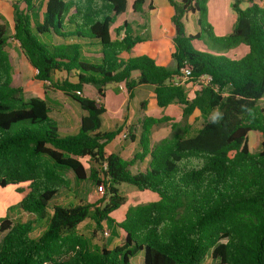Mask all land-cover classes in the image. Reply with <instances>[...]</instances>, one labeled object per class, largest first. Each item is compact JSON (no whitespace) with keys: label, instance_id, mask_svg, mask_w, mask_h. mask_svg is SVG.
I'll return each mask as SVG.
<instances>
[{"label":"trees","instance_id":"trees-1","mask_svg":"<svg viewBox=\"0 0 264 264\" xmlns=\"http://www.w3.org/2000/svg\"><path fill=\"white\" fill-rule=\"evenodd\" d=\"M6 1L14 33L0 14V187H16L20 203L10 213L18 208L30 219L0 218V264H134L140 253L143 264H204L208 258L264 264V0H234L236 22L224 36L203 23L209 0H169L172 67L134 56L146 33L128 21L118 26L130 11L142 16L153 10L147 0ZM190 17L197 24L193 33L186 27ZM10 39L37 70L36 80L78 104V128L52 117L48 98H26L24 86L14 82ZM194 41L213 51L196 50ZM240 46L248 49L241 58L225 54ZM185 67L198 87L193 96L174 82ZM57 73L64 79L55 80ZM203 76L211 82L197 83ZM110 84L124 86L128 104L137 89L149 86L159 108L179 105L182 118L145 116L125 135L139 152L131 160L108 154L124 130L102 128L101 100ZM86 86L97 99L84 96ZM195 113L199 127L189 122ZM166 123L171 133L153 145L154 127ZM252 132L262 136L255 153ZM85 181L103 185V199L77 196L64 205L62 195ZM123 184L158 200L129 207L116 221L113 213L127 201ZM86 221L94 224L89 236L79 231ZM105 230L107 239L98 238ZM115 239L122 242L110 247Z\"/></svg>","mask_w":264,"mask_h":264},{"label":"rangeland","instance_id":"rangeland-1","mask_svg":"<svg viewBox=\"0 0 264 264\" xmlns=\"http://www.w3.org/2000/svg\"><path fill=\"white\" fill-rule=\"evenodd\" d=\"M153 0H147V5L151 3ZM234 0H209L206 8H207V20H203V23L210 24L213 28L214 33L217 36H224L231 32L233 29V26L236 22V14L234 13L232 9V4ZM154 5V4H153ZM131 8V4H130ZM154 8V7H153ZM159 12H164V8L159 5L158 7ZM151 12V11H149ZM148 12V13H149ZM148 18L145 15L140 16L139 14H135L133 12H128L126 15L122 16V20L119 23H122L123 21H128L133 24V26L138 30V23L141 24L142 22L148 24ZM5 24L8 27V34L11 35L12 33V21H7L4 19ZM196 22L193 19V17L190 18V22L186 24L187 31L190 33L194 32ZM154 30V29H153ZM152 32V31H151ZM144 36L150 37L151 33L145 32ZM156 32L153 31L152 37L155 38ZM148 37V38H149ZM149 38V41L151 42V39ZM147 42L146 44L143 43L141 45L137 46V50L134 52V56L138 55H153L151 53L152 49H154V43ZM193 46L196 50L200 51H213L211 50L206 44L200 41H194ZM243 49L247 48L245 46H240L237 49H234L233 51H229L228 53H225L227 56H229L232 59H239L243 56ZM8 51L12 55V58L15 62V75H14V82L16 84H21L25 88V95L26 98H32V97H39L43 96L44 93L47 91H51V93H55L61 96V98H55L57 101L56 103H59V106L64 103L63 107L55 106V109H59V111L65 115L67 118H69L73 124H75L79 118L80 115V108L73 102L69 101L61 92L57 91L53 88V86H50V83L46 82H40L36 80L35 74H34V68L27 62L24 55L21 53L19 44L13 40H9L8 45ZM156 57V55H154ZM158 58V57H156ZM171 64L166 65V67H169ZM139 73H134L133 77H137ZM65 76H63L61 73H57L54 76V79L57 81H61L64 79ZM50 87L48 90L47 87ZM118 85L116 84H110L106 86L105 90V98H104V105L107 110V114L104 116L106 122L109 124L110 128L113 129L115 124L122 120V117L125 115V112L127 110V107H129V112H131V116L133 113L136 112H143L144 116H152L155 118H160L165 114L164 110L159 108L155 103V98L153 95V89L149 86H143L138 89V93L135 96V99L130 102V104H127L128 99V93L121 92L116 89ZM124 88V86H123ZM85 94L87 97L92 98L90 96H96L95 89L90 86L86 88ZM198 90V87L196 85H193L190 89V95L193 96V93ZM124 91L125 88H124ZM84 94V96H86ZM58 97V96H57ZM145 103V107H147V110L141 108V102ZM262 106L264 107V99L261 102ZM179 106H174L170 108L168 113L165 116H168L175 120H180L182 118V114L180 113ZM111 118H110V117ZM113 120L111 121V119ZM196 118V117H195ZM194 116L190 118L191 122L194 123V127H199L200 123L195 120ZM106 130V127L104 128ZM128 131L126 130L125 133L121 134L120 137L117 139V141L112 142L107 147V153H115L120 155L124 160H131L134 155L139 152L140 147L139 145L132 143L128 138H124V135H126ZM171 133L170 123L161 124L155 127L153 134H152V144H158L162 139L169 136ZM249 147L251 152L255 153L259 149L260 143L262 141V136L257 133H250L249 134ZM86 168L89 170L90 168V162L88 160H83ZM139 166V163L138 165ZM136 166V167H137ZM136 170V168H133ZM70 177L73 179V174H70ZM101 177V176H100ZM122 195L126 198V204L121 209L117 210L113 213L114 218L121 219L127 209L132 206H136L139 204H145L152 201L158 200V196L151 193V192H141L137 190L136 188L123 184L119 187ZM105 195V188L104 193H101L98 190V186H95L91 184V181H85L79 185L75 184L73 186V192L71 193H64L61 197V202L64 205H69L70 203L76 202V197H82L87 198L90 202L94 203L98 200L103 199ZM94 230V224L91 221L84 222L80 227L79 231L89 236L92 231ZM107 231V230H105ZM109 232V231H108ZM108 236H105L104 233L100 232L98 235V238L102 240H106ZM136 260V259H135ZM134 260V261H135ZM135 264H138V261L135 262Z\"/></svg>","mask_w":264,"mask_h":264},{"label":"crops","instance_id":"crops-1","mask_svg":"<svg viewBox=\"0 0 264 264\" xmlns=\"http://www.w3.org/2000/svg\"><path fill=\"white\" fill-rule=\"evenodd\" d=\"M151 2L154 4L153 5L154 9L151 10V12H149V13H147L145 15L148 18V20H147L148 24L144 23V22H142L141 24L138 23V31L139 30L141 32L142 31L143 32H148L149 31L151 33L150 37H152L153 31L156 32L155 38H150L148 36L151 39V42L149 41V38H148V40L146 42H144L145 44L147 42H150V43H154V45H155L154 49H152V51H151V53H153V55H151L150 57H152L156 61V63L158 65L166 67V65L171 64L169 67H172L173 66V61L171 60V57H170L171 44H172V39H173V36H174V28H173L172 21H171L172 8L170 6L169 0H153ZM159 5L162 6V8H164V12L163 11H161V13L159 12V10H158L159 9L158 8ZM0 14L7 21H10V19H11V21H12V30H13V27H14V11H13V8H12L11 4L8 1L0 0ZM121 20H122V17L119 18L118 22H120ZM120 25H122V23H118V26H120ZM141 25H145L146 28L145 29L140 28ZM195 31H197V26L196 25H195L194 32ZM13 33H14V30L12 31L11 35ZM139 45H141V44H139ZM136 50H137V46L133 49V55H134V52ZM233 50H231V51H233ZM242 51L244 52L243 53V56H244L248 52V49L247 50L243 49ZM154 55H156V57H158V58H156ZM12 61H13L14 65H15V62H14L13 58H12ZM34 74H35V76L37 74V70H35V69H34ZM192 86H193V83H191V82H189V83H187L185 85V87H186V89H187L189 94H190V89L192 88ZM87 87H90V86H86L85 87L83 94H85V92H86L85 90H87L86 89ZM116 89L127 94V92L124 91L123 85H118L116 87ZM135 93L136 94L138 93V89L136 90ZM59 94L60 93H58V94L54 93L53 94V93H51V91H49V92H47V94L45 92L43 96H39V98H42V99L48 98L51 101V106H52V109H53L52 110V117H54L58 121L59 120L63 121L66 125L70 126L71 128H74V129L78 128L79 119H80V116L82 115L81 109H80V115H79V118H78L77 122L75 124H73V122L69 118H67L65 115H63L59 111V109L57 110V109L54 108L55 106H59V103H56L57 101L55 100V98L56 99L57 98L58 99L61 98V96ZM85 97H87V95ZM90 97H92L91 99H97L96 96H94V97L90 96ZM104 98L101 100L102 103H104ZM67 99L69 101L75 103L71 99H69V98H67ZM142 103H143V101L141 102V108H142ZM75 104L78 106L77 103H75ZM126 105H128V101H127ZM144 106H145V104H144ZM174 106H179V105H175V104L174 105H170L168 108L164 109L165 114L163 116H165L168 113V111L170 110V108H172ZM179 108H180V111H181L180 113L182 114V107L179 106ZM145 110H147V107H145ZM106 114H107V110H106V113L104 114V116ZM104 116L102 117V122H103V124H102L103 127L102 128L106 127V130L107 129L111 130L109 124L106 122L107 119H105ZM163 116H161V117H163ZM199 116H200L199 113H195L194 118L195 117L197 118ZM143 117H145V116L143 115L142 111H140L139 113L136 112L135 114L133 113V115L131 116V112H129V107H127V110L125 112V115L122 117V120L117 122L115 124L114 128L116 126L124 125V130L121 133V134H123V133L126 132V130L128 131V128L131 125L137 124L138 121H140ZM112 120H113V118L111 119V121ZM189 122L192 124L191 120ZM154 129H155V127H154ZM154 129H153V131H154ZM152 134H153V132H152ZM120 135L114 141H117V139L120 137ZM135 144H137V142H135ZM19 203H20V196L17 193L15 186H8L6 188H1L0 187V218L8 217L13 222L29 220L30 219V215L27 214L26 212L22 211L21 209L16 208L10 213V208L14 207V206H17ZM123 217L121 219L115 218V220L116 221H121L123 219ZM36 233L39 234L40 230L36 229ZM120 235H121V237H123L122 233H120ZM1 237H2V235L0 234V241H1ZM121 242H122L121 239H115L110 244V247H115V246L119 245ZM135 259L136 260L134 261V264H135L136 261H138V264H143V256H142L141 253L138 254V256ZM204 264H213V262H212V260L210 258H208L205 261Z\"/></svg>","mask_w":264,"mask_h":264},{"label":"built area","instance_id":"built-area-1","mask_svg":"<svg viewBox=\"0 0 264 264\" xmlns=\"http://www.w3.org/2000/svg\"><path fill=\"white\" fill-rule=\"evenodd\" d=\"M191 74H192V71L190 68H188V67L183 68L181 70V75L175 78V80H174L175 84L185 86L187 83L191 82L190 81ZM211 80H212V78L210 76H203V77H201V79L199 81H197V83L202 84V85H207L211 82ZM124 138H125V135H124ZM98 190L101 193H104V186L99 185ZM104 234H105V236H109L108 231H105Z\"/></svg>","mask_w":264,"mask_h":264}]
</instances>
